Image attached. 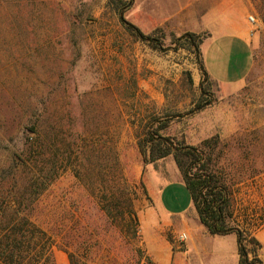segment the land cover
I'll use <instances>...</instances> for the list:
<instances>
[{"label":"rangeland","instance_id":"374dc122","mask_svg":"<svg viewBox=\"0 0 264 264\" xmlns=\"http://www.w3.org/2000/svg\"><path fill=\"white\" fill-rule=\"evenodd\" d=\"M200 1L193 7L225 4L224 22L255 18L250 65L232 91L203 79L200 45L197 52L180 39L191 32L152 30L163 49L153 48L124 29L115 0H0V138H12L0 141V192L12 174L31 180L38 159L25 139L35 135L24 132L35 124L45 170L54 169L37 200L20 207L52 254L30 264H70L69 253L75 264H155L141 232L153 180L183 178L172 154L144 164L139 147L152 135L191 146L215 138L241 224L246 210L264 209V0ZM134 8L132 1L124 17L135 25ZM13 154L25 165H14ZM181 194L189 200L184 187ZM180 234L162 237L182 248Z\"/></svg>","mask_w":264,"mask_h":264},{"label":"trees","instance_id":"16d2710c","mask_svg":"<svg viewBox=\"0 0 264 264\" xmlns=\"http://www.w3.org/2000/svg\"><path fill=\"white\" fill-rule=\"evenodd\" d=\"M132 1L128 0L125 3L123 0H115L120 23L134 38L149 44L153 48L163 49L158 39L143 33L125 19L124 12ZM204 37L186 33L180 39L192 45L198 52V47ZM200 70L204 80H211L201 62ZM211 103L212 100H208L205 104H198L196 109L201 110ZM24 133L35 135V138L30 141H28V137L25 140H27L29 148L38 160L34 161L32 167L29 166L32 173L31 180L29 179L27 183L22 184L19 178L12 174L9 177L11 181L9 188L6 192H0V264H30V261L36 262L44 256L45 262L52 261L50 245H40L39 243L40 240L46 239V233L30 222L31 212H24L20 207L37 200L42 187L47 181H51V174L54 169L46 172L44 162L40 158L44 148V137L37 130V124L25 130ZM11 139L10 136L4 134L0 141L6 142L5 140L10 141ZM215 140V138H211L198 146H191L152 135L139 149L144 164L163 159L172 154L200 222L209 233L212 235H236L239 254L237 264H263L256 257V249L260 247V243L253 236V232L264 228V209L246 210L248 222L241 224L235 210L237 203L236 190L233 189L235 180L231 175V170L222 164L223 150L218 149ZM12 161L14 165L18 163L25 165L26 162L20 160L15 154H13ZM12 204H17L18 207L10 213ZM127 209L136 220L131 202H129ZM249 244L254 246V258L251 260L248 257ZM68 258L70 264H75L71 253L68 254Z\"/></svg>","mask_w":264,"mask_h":264},{"label":"crops","instance_id":"0c3cea01","mask_svg":"<svg viewBox=\"0 0 264 264\" xmlns=\"http://www.w3.org/2000/svg\"><path fill=\"white\" fill-rule=\"evenodd\" d=\"M133 1L135 25L145 34L157 28L206 34L200 45L204 70L224 90L232 91L240 86L252 57L249 27L244 18L239 22H224L220 16L225 4L194 8V0ZM196 4L200 5L201 1L196 0ZM210 53L215 66L208 63ZM182 187L183 182L162 184L160 179L153 180L154 206L144 213L141 225L143 244L151 259L155 264H237L236 235L210 234L200 222L189 194L185 202ZM172 226H179L180 231ZM167 231L186 235L182 248L174 247L162 237ZM253 236L262 245L257 257L264 258V228L253 232Z\"/></svg>","mask_w":264,"mask_h":264},{"label":"built area","instance_id":"2783aa9c","mask_svg":"<svg viewBox=\"0 0 264 264\" xmlns=\"http://www.w3.org/2000/svg\"><path fill=\"white\" fill-rule=\"evenodd\" d=\"M247 21H248V24L250 25V26H255V24H256V21H255V18L252 16V15H249L248 17H247ZM252 32H253V29L251 30H249V36H251L252 35ZM179 239L181 240V241H184L185 239H186V235L185 234H180V236H179Z\"/></svg>","mask_w":264,"mask_h":264}]
</instances>
